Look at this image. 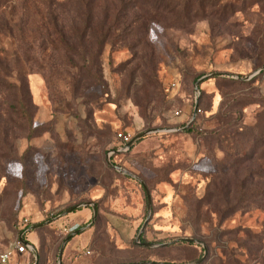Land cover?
<instances>
[{
	"label": "rangeland",
	"instance_id": "1",
	"mask_svg": "<svg viewBox=\"0 0 264 264\" xmlns=\"http://www.w3.org/2000/svg\"><path fill=\"white\" fill-rule=\"evenodd\" d=\"M148 4L0 0V249L26 214L31 264H71L93 204L103 258L264 264V0Z\"/></svg>",
	"mask_w": 264,
	"mask_h": 264
},
{
	"label": "crops",
	"instance_id": "2",
	"mask_svg": "<svg viewBox=\"0 0 264 264\" xmlns=\"http://www.w3.org/2000/svg\"><path fill=\"white\" fill-rule=\"evenodd\" d=\"M88 210H90V213H91V209L89 207H87V208L84 207L83 210H81L82 211V213H81L82 218L85 219L84 223L81 222V221L73 223V224H75L73 226H75V227L78 226L77 228H75L76 229L75 231H77L76 233H79V232H81L83 230L84 231L85 230L88 231L90 229L92 230L93 227L89 226V224H90L91 220L93 219L92 218L93 215H91V216L87 215L88 214L87 213ZM78 211H80V210H78ZM92 211H93V209H92ZM25 215L26 214L21 215L19 217V221H20V218L25 216ZM28 216H30V215H28ZM71 226H69V227H71ZM32 229L33 228H32L31 222L25 227H20V225H18L19 233H18V235L15 238L23 239L27 243H30L31 245H33V247H34L33 241L31 239H29V237H28V234L30 233V231ZM87 231H85V232H87ZM85 232L83 234H81V236L78 237V239L76 240V243H77L76 247L74 246V244H68V245L65 246V248H63L64 252L63 251L62 252H63V256L64 257H65V255L68 252H71L72 250H74V247H75L76 250L82 251L83 254L78 256V258L76 256L75 257L76 258L75 261L72 262L71 264H119V263H125L124 260H120L122 258H120L119 253L117 251H112L113 254H110L107 257L103 258V257H101V253H100L101 250H99V249H93V253H91L92 252L91 249L83 250V247L86 244H88L89 242H93L94 243V238H92V237H93V234L95 232V229H94V231H91L90 233L89 232L85 233ZM15 238H13V239H15ZM13 239H11L8 242V244L5 247H3L2 249H0V250H4Z\"/></svg>",
	"mask_w": 264,
	"mask_h": 264
},
{
	"label": "built area",
	"instance_id": "3",
	"mask_svg": "<svg viewBox=\"0 0 264 264\" xmlns=\"http://www.w3.org/2000/svg\"><path fill=\"white\" fill-rule=\"evenodd\" d=\"M171 87L176 86L175 82L170 83ZM198 107L196 111H199ZM178 114L179 111H176ZM132 135L126 130H118L115 133V145L116 150L125 151L128 148V143L131 141ZM31 222V218L28 215H25L20 218L18 225L20 227H25ZM34 247L33 245L27 243L23 239L15 238L9 245L4 249L0 250V264H29L30 255L33 254ZM133 264H148L146 262H133Z\"/></svg>",
	"mask_w": 264,
	"mask_h": 264
},
{
	"label": "trees",
	"instance_id": "4",
	"mask_svg": "<svg viewBox=\"0 0 264 264\" xmlns=\"http://www.w3.org/2000/svg\"><path fill=\"white\" fill-rule=\"evenodd\" d=\"M163 1H164V0H147V2L149 3V4H148V5H149V8H151V9L154 10L155 12H156V11H159V10H162V11H165L166 13L169 12V14H170V12H172L174 16H178V15H180V14H183L185 17H186V16L189 14V12H190V10H188V9L186 8V5L188 4V1H189V0H169V3H167L166 6H162ZM174 1H176L177 4L181 6V8H180L179 10H176V9H175L174 4H173ZM169 4H172V5L169 6ZM185 10H188V12L185 11ZM198 109H200L199 106H198ZM199 112H200V110H199V111H196V115H197V116L199 115ZM184 122H186V121H184ZM184 122H183V124H184ZM183 124H182V125H183ZM187 129H190V128H187ZM141 136H142V135H141ZM141 136H140V137H141ZM115 148H116V146H115ZM113 150H114V147H113ZM143 189H144V185H143ZM144 191H145V190H144ZM77 209H78V208H73L72 210H77ZM77 227H78V226H77ZM77 227H74L72 230H74V229L77 228ZM70 238H71V237H70ZM70 238H69V239H70ZM140 240H141V241H144V239L141 238V237H140ZM189 242L192 243L191 241H189ZM111 252H112V251H110L109 253H110V254H113V253H111ZM33 257H35V255H34V254H31V255H30V263H29V264H31V262H33V261H32V260H33ZM120 260H122V259H120ZM131 262H152V263H148V264H155L154 261H149V260H136V261H134V260L126 261V260H125V263H119V264H129V263H131Z\"/></svg>",
	"mask_w": 264,
	"mask_h": 264
},
{
	"label": "water",
	"instance_id": "5",
	"mask_svg": "<svg viewBox=\"0 0 264 264\" xmlns=\"http://www.w3.org/2000/svg\"><path fill=\"white\" fill-rule=\"evenodd\" d=\"M260 70V69H259ZM258 70V71H259ZM195 90L196 91H198V87H197V85H195ZM196 108H197V102L195 103V105H194V110H193V113H192V117H191V119L192 118H194V116H195V114H196ZM145 132H147V131H144V132H142V133H139V134H137L135 137H133L132 139H131V141L128 143V147L134 142V140L136 139V138H138V137H140L143 133H145ZM108 163H109V165H111V166H113L114 168H116V169H118L119 171H121V172H123V173H129L125 168H123V167H121V166H118V165H115V164H113L112 162H110V160L108 159ZM144 189H145V191H146V199H147V216H146V218H145V220L143 221V223H142V225L140 226V228L138 229V231H137V233H136V236H135V242H137V243H141V244H144V245H148V246H154V245H159V243H152V242H145V241H141L140 240V237H141V233H142V230H143V228H144V226H145V224H146V222H147V220H148V218H149V210H150V198H149V193H148V190H147V188L144 186ZM92 206V209H93V217H94V213H95V206L93 205V204H91ZM92 217V218H93ZM79 230V229H78ZM67 240V238L62 242V244L60 245V248H59V259L61 258V255H62V251H63V248H64V245H65V241ZM30 244V243H29ZM205 248H204V253H205ZM204 255H202V257H203ZM201 257V258H202ZM200 258V259H201ZM199 261V259H196L193 263H195V262H198ZM146 263H152V262H146ZM129 264H133V262L132 263H129Z\"/></svg>",
	"mask_w": 264,
	"mask_h": 264
}]
</instances>
